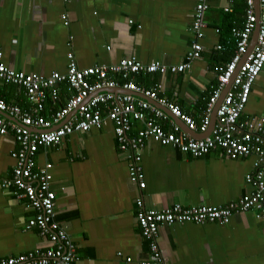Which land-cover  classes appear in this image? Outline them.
I'll return each mask as SVG.
<instances>
[{"label": "crops", "instance_id": "1", "mask_svg": "<svg viewBox=\"0 0 264 264\" xmlns=\"http://www.w3.org/2000/svg\"><path fill=\"white\" fill-rule=\"evenodd\" d=\"M195 6L196 0H0L1 62L17 72L44 76L65 73L69 53L80 69L112 65L131 56L145 64L176 65L194 41L190 27ZM245 20V0H211L200 41L203 51L189 71L142 74L128 80L157 90L199 121L217 84L216 67L232 58L233 33L243 28ZM112 78L124 83L117 75ZM57 88L58 99L45 103L47 117L68 100L67 86ZM0 98L24 110L33 106L22 90L1 81ZM214 115L207 132L197 134H211ZM261 115L264 68L251 88L242 118ZM174 120L182 132H188ZM142 127L134 123L130 136ZM16 149L13 135L0 136V177L11 175V154ZM253 160H230L219 150L193 158L146 140L141 153L146 187L140 192L128 177L132 160L119 149L113 126L106 122L99 130L74 133L59 145L39 151L35 163L38 169L49 165L55 219L77 247L75 264H139L149 257L148 242L135 218L139 197L146 210L164 211L174 204L227 208L251 193L246 176ZM32 215L25 200L0 189V258L49 247L36 230L25 229ZM157 243L166 264H264V222L253 211L234 212L225 225H163Z\"/></svg>", "mask_w": 264, "mask_h": 264}, {"label": "built area", "instance_id": "2", "mask_svg": "<svg viewBox=\"0 0 264 264\" xmlns=\"http://www.w3.org/2000/svg\"><path fill=\"white\" fill-rule=\"evenodd\" d=\"M210 1L196 0L190 27L194 41L184 60L176 65H164L159 61L145 64L131 56L112 65L80 69L69 53L65 73L54 71L44 76L7 68L1 62L0 53V81L22 90L27 101L33 105L30 110H24L0 98V136L13 135L17 145L11 154L14 160L11 175L0 177V189L10 191L17 200H25L27 208L33 213L25 229L36 230L49 242L47 249L0 258V264L76 262V245L55 219L56 195L51 190L49 165L38 169L35 159L39 151L59 145L74 133L99 130L106 122L113 126L119 149L132 160L128 177L140 192L146 187L141 165L146 140L172 147L193 158L213 150H219L230 160L254 158L252 171L246 176L247 184L252 187L251 193L227 208L174 204L164 211L146 210L139 197L136 200V223L149 246L148 259L139 264H166L157 243L160 226L185 223L225 225L234 212L248 211H253L257 219L264 222V115L242 118L251 88L264 68V0H245V23L241 30L233 33L235 53L226 65L216 67L217 84L211 90L199 121L184 114L176 103L160 96L157 90L144 89L128 80L131 76L142 74L165 75L189 71L203 51L200 41L204 37L205 15ZM254 33L255 42L250 48ZM112 75L119 76L124 83L116 82ZM62 84L67 86L68 100L63 108L54 110L47 117L43 114L45 103L58 99L57 87ZM115 90L124 94H117ZM213 113L216 122L210 136L204 139L189 137L174 120L178 119L189 131L205 133ZM136 122L143 127L131 137L130 132ZM130 261L127 259V262Z\"/></svg>", "mask_w": 264, "mask_h": 264}, {"label": "bare ground", "instance_id": "3", "mask_svg": "<svg viewBox=\"0 0 264 264\" xmlns=\"http://www.w3.org/2000/svg\"><path fill=\"white\" fill-rule=\"evenodd\" d=\"M254 35V40H253V43L255 42V36H256V33H254L253 34ZM253 43H252V45H253ZM252 45L250 46V48L252 47ZM211 120H212V118H211ZM215 122H216V120L214 121V124H215ZM211 124H212V121H211V123H210V126H209V128L211 127ZM214 124H213V126H214ZM179 126V125H178ZM180 127V126H179ZM181 128V127H180ZM208 128V129H209ZM189 133H191L192 131H189V130H187ZM189 137H191L190 136V134H188V132H186V131H184ZM207 132V131H206ZM193 133V132H192ZM201 134H203V133H201ZM202 136V135H201ZM210 136V135H209ZM207 137V135H204L202 138H193V139H204V138H206ZM192 138V137H191Z\"/></svg>", "mask_w": 264, "mask_h": 264}, {"label": "water", "instance_id": "4", "mask_svg": "<svg viewBox=\"0 0 264 264\" xmlns=\"http://www.w3.org/2000/svg\"><path fill=\"white\" fill-rule=\"evenodd\" d=\"M214 117H215V115H214ZM214 119L216 120V118H214ZM190 136H191L192 138H202V137H203V136H201L200 134H197V133H195V132L191 133Z\"/></svg>", "mask_w": 264, "mask_h": 264}, {"label": "trees", "instance_id": "5", "mask_svg": "<svg viewBox=\"0 0 264 264\" xmlns=\"http://www.w3.org/2000/svg\"><path fill=\"white\" fill-rule=\"evenodd\" d=\"M74 244H75V243H74ZM76 248H77V247H76ZM76 261H77V260H76ZM75 263H76V262H75ZM75 263H74V264H75Z\"/></svg>", "mask_w": 264, "mask_h": 264}]
</instances>
